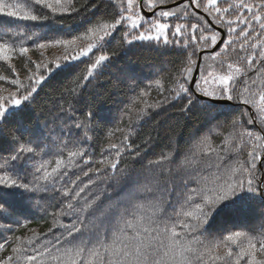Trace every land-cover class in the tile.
I'll return each instance as SVG.
<instances>
[{"label":"snow or ice","instance_id":"6c2138e0","mask_svg":"<svg viewBox=\"0 0 264 264\" xmlns=\"http://www.w3.org/2000/svg\"><path fill=\"white\" fill-rule=\"evenodd\" d=\"M65 17L81 25L67 39ZM0 18V62L10 70L0 81L15 89L0 88L8 93L0 95V137L12 145L0 154V216L26 228L25 213L46 203L52 224L23 238L7 235L6 225L0 264H264V225L259 235L226 227L249 202L264 205V0H0ZM117 31L119 46L110 47ZM33 47L63 53L34 60ZM132 47L176 57L168 86L155 81L161 99H143L136 125L168 105L181 119L198 113L203 127L187 151L153 157L157 130L136 143L131 122L107 134L98 156L92 150L105 117L95 104L80 107L81 90ZM82 58L86 68L58 93L59 132L34 135L21 114L45 81ZM149 95L133 97L122 120ZM116 133L123 135L111 142ZM13 197L23 198V211Z\"/></svg>","mask_w":264,"mask_h":264},{"label":"trees","instance_id":"16d2710c","mask_svg":"<svg viewBox=\"0 0 264 264\" xmlns=\"http://www.w3.org/2000/svg\"><path fill=\"white\" fill-rule=\"evenodd\" d=\"M100 7L104 9V5ZM107 11V9H104ZM7 18H0L4 20ZM68 24L72 25L71 29H62L65 35L61 38H71L76 35V32L81 29V25L75 23L71 18L65 17ZM70 33V35H69ZM50 36L54 33H50ZM112 44L110 47H118L120 35L119 31L113 34ZM31 44V42H29ZM43 52L44 57L51 60L57 56L62 55L61 48H49L45 50H36L34 47L29 55L32 58L39 59ZM88 58H82L81 61L75 62L79 65L78 68L71 72L62 73L54 79L45 81L37 95L34 102L25 109L21 114V118L25 124L28 125L30 131L34 135H47L53 128L59 132V120H54L58 111V105L61 102L59 92L66 88L72 79L86 68L85 61ZM176 60L175 56H161L153 50L140 47H132L126 53L121 52L119 55L113 57L107 66L99 70L98 74L85 85L82 91V101L80 105L85 109L89 104L97 105L101 114L105 117V123L102 126H94L92 136V150L95 155H99L100 149L106 147L110 142L107 134L113 131L117 126L127 129L129 123L133 124L136 129L134 135L130 139H134L136 143H140L144 135L148 132L157 130L158 136L156 144L154 145L155 153L153 157L159 154L162 149L175 147L180 153H183L191 146L189 141L194 132H197L203 127L202 117L197 113L190 119H181L177 109L168 105L169 110L164 108L152 110L148 109L150 115L140 120V126L137 128L136 121L139 115L138 110L143 107V99H147L149 103H154L161 99L155 81L161 77L164 78L165 87H167L168 73L173 67V62ZM13 63L19 70L21 79H24L23 58L17 57ZM118 65L124 66L123 74H116ZM7 65L0 62V74L8 75L10 70L5 71ZM129 75L135 76V81L128 79ZM194 76V74H193ZM151 86V87H149ZM0 88H8L15 90L14 87L8 85L4 81H0ZM141 91H149L150 95L141 98V101L135 105L137 111L131 113L130 116H123L122 113L126 110V105L131 104V100ZM0 95H8L6 91H0ZM19 95V94H18ZM122 120V122H121ZM47 123L48 127H45ZM249 128L252 126L249 125ZM79 132V129H73ZM157 132L153 134L156 135ZM123 133H116L112 137L111 142H118V138L122 137ZM217 143L219 140L217 139ZM12 151V145L8 139L0 137V154H7ZM264 167V162H263ZM261 168V164L258 165ZM264 178V177H262ZM87 179V178H84ZM53 195L47 194L46 199H51ZM13 206L18 211H23L25 208L22 197H13ZM55 203V201H53ZM46 203H41L39 206L33 205L30 210L25 213L30 222L27 227H20L14 223L15 217L0 216V230H4L6 225H11V232L7 235H15L20 237L32 235L31 229H35L37 233H46L52 226L51 218L47 215L45 209ZM264 205L259 200L249 202L246 207L239 210L238 214L234 215L226 224L228 231L234 230H248L257 235L260 234L261 226L264 225ZM21 224L25 223L23 219ZM11 248L9 247L4 255L9 254Z\"/></svg>","mask_w":264,"mask_h":264},{"label":"bare ground","instance_id":"6f19581e","mask_svg":"<svg viewBox=\"0 0 264 264\" xmlns=\"http://www.w3.org/2000/svg\"><path fill=\"white\" fill-rule=\"evenodd\" d=\"M124 71H125V67L121 66V65H118V69H117L116 74H118V75L123 74ZM88 85H89V83H88Z\"/></svg>","mask_w":264,"mask_h":264},{"label":"water","instance_id":"95a60500","mask_svg":"<svg viewBox=\"0 0 264 264\" xmlns=\"http://www.w3.org/2000/svg\"><path fill=\"white\" fill-rule=\"evenodd\" d=\"M214 27V26H213ZM221 45L220 44H218V46L212 51V52H215L219 47H220ZM203 55V54H202ZM200 63V62H199ZM196 76H197V73L195 74V77H194V79L196 78ZM224 103H228V102H224Z\"/></svg>","mask_w":264,"mask_h":264},{"label":"rangeland","instance_id":"374dc122","mask_svg":"<svg viewBox=\"0 0 264 264\" xmlns=\"http://www.w3.org/2000/svg\"><path fill=\"white\" fill-rule=\"evenodd\" d=\"M198 62V61H197Z\"/></svg>","mask_w":264,"mask_h":264}]
</instances>
